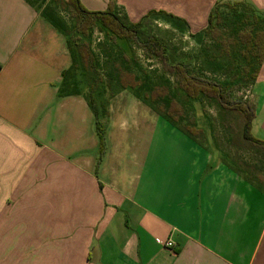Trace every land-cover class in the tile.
<instances>
[{
  "label": "crops",
  "instance_id": "0c3cea01",
  "mask_svg": "<svg viewBox=\"0 0 264 264\" xmlns=\"http://www.w3.org/2000/svg\"><path fill=\"white\" fill-rule=\"evenodd\" d=\"M114 1L132 23L161 13L147 21L158 33L195 40L218 0ZM70 66L36 8L0 0V264H264V192L179 129L176 143H142L136 118L133 142L118 134L98 166L86 90L61 93ZM246 93L264 140V64Z\"/></svg>",
  "mask_w": 264,
  "mask_h": 264
},
{
  "label": "trees",
  "instance_id": "16d2710c",
  "mask_svg": "<svg viewBox=\"0 0 264 264\" xmlns=\"http://www.w3.org/2000/svg\"><path fill=\"white\" fill-rule=\"evenodd\" d=\"M25 1L36 8L66 39L71 66L63 72L61 93H81L83 91L78 88L79 82H87L89 89L84 96L95 114L100 140L98 166L107 151L101 118L110 116L108 103L100 98H104L107 87L114 81L120 90L142 92L157 113L200 144L199 139L205 131L198 126L195 116H189L184 102L216 105L225 119L223 126L235 135H241L254 151L264 157V140L253 134L255 106L246 95H240L257 82L264 64L263 11L247 1L218 0L199 39L204 36L205 41L211 43L209 48L214 47L219 52H207L205 65L197 67L191 58L179 60L177 50L164 39L145 33L147 21L153 14L161 13L152 12L141 22L132 23L119 11L114 0L109 1L105 11H91L81 0ZM223 7L228 9L229 14L222 10ZM96 30L115 46L120 42L122 47L119 48L124 49L122 62L115 60L113 63L109 81L101 73V58L94 49ZM125 44L138 47L146 59L160 63L164 76L169 78L151 84L147 71L140 66L139 56L130 54ZM205 48L202 49L203 53L207 51ZM208 73L220 74L221 78H214ZM79 76L82 77L81 81L78 80ZM116 93L113 91L111 95L114 97ZM227 159L225 154L223 160L232 170L264 192V165L260 167L242 159Z\"/></svg>",
  "mask_w": 264,
  "mask_h": 264
},
{
  "label": "rangeland",
  "instance_id": "374dc122",
  "mask_svg": "<svg viewBox=\"0 0 264 264\" xmlns=\"http://www.w3.org/2000/svg\"><path fill=\"white\" fill-rule=\"evenodd\" d=\"M49 1V0H48ZM237 0H224V2H234ZM225 13L229 14V11L226 7H223ZM67 18V16L64 14ZM141 22V21H140ZM147 22L144 26L145 33L154 34L164 39L169 43L174 49L177 50V55L179 60H189L191 58L192 63L197 67H203L204 59L206 57V53L219 52L214 47L209 48L211 43L209 40L205 41L204 36L199 40L185 39L182 36L177 37H169L170 32L162 31V33H158L157 24L153 25ZM94 49L99 54L101 58V73L104 75L107 81L110 80V73L113 72V63L116 60L118 63L122 62V53L124 49L119 48L122 47V44L119 42L117 46H115L112 42L108 41L104 34L96 30L94 34ZM125 49L130 53H135L139 56L140 66L143 70L147 71L148 76L150 77V83H158L164 82L165 79H168V76H164L162 72V66L155 60H148L144 57L143 51L136 46L131 44H125ZM206 47V48H205ZM205 48L207 51L204 53L202 49ZM210 76L214 78H221L220 74H211ZM166 77V78H165ZM78 80L81 81L82 77L79 76ZM78 88L81 90L88 91L89 87L87 86V82H79ZM117 92L114 97L116 100L113 102L114 106V116L111 120L101 118L104 122V130L106 134V144H114L116 142V137L118 134H125L129 136V142L132 143L134 140V118L136 121L141 123V135H142V143L148 141L151 137L153 141H157V144H170L176 143L177 141L173 138L176 135L172 134V128L178 129L173 126L166 118H164L159 113L155 112L152 108L150 102L143 97V93H139L137 91L127 89L120 90L116 81H114L110 87H107V94L104 98H100L102 100H106L108 103V108L110 109L111 101L113 100V95L111 92ZM246 91L240 94L242 96L246 95ZM103 97V96H102ZM245 97V96H244ZM187 108V112L189 116H195L197 120V124L201 129H204L205 134L200 137L199 141L202 145L207 146L214 157H220L225 159V154L227 155V160L232 161L233 159L245 160L249 163L258 165L263 167L264 165V157L254 151L248 143L242 138L240 135H235L231 130L226 129L223 126V121L225 120L221 115L218 107L211 103L202 104L200 102H184ZM157 114V115H156ZM127 121L128 126L121 132L122 130V121ZM137 124H135L136 127ZM98 131L96 127V120L94 126V135L95 138L97 136L98 141V150L96 151L97 160L100 155V144ZM259 136V135H257ZM259 138L262 139L261 136ZM147 139V140H146ZM169 145H167L168 147ZM108 150V146H107ZM225 152V154L223 153ZM107 154V151H106ZM105 154V155H106ZM105 158V156H104Z\"/></svg>",
  "mask_w": 264,
  "mask_h": 264
},
{
  "label": "built area",
  "instance_id": "2783aa9c",
  "mask_svg": "<svg viewBox=\"0 0 264 264\" xmlns=\"http://www.w3.org/2000/svg\"><path fill=\"white\" fill-rule=\"evenodd\" d=\"M163 246L166 248H173L175 246L174 242L171 240H168L166 242L163 243Z\"/></svg>",
  "mask_w": 264,
  "mask_h": 264
}]
</instances>
